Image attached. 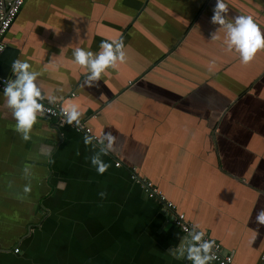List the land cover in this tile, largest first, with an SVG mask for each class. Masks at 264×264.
I'll return each instance as SVG.
<instances>
[{"label": "crops", "instance_id": "crops-1", "mask_svg": "<svg viewBox=\"0 0 264 264\" xmlns=\"http://www.w3.org/2000/svg\"><path fill=\"white\" fill-rule=\"evenodd\" d=\"M223 2L229 18L250 15L264 34V0ZM214 6L26 0L5 46L40 73L45 100L77 104L93 135L116 139L98 174L96 141L86 145L85 134L42 114L23 140L0 92V264H191L174 259L184 235L132 168L233 264H264V226L255 220L264 208V49L241 63L210 22ZM116 38L124 63L83 86L74 49L96 52Z\"/></svg>", "mask_w": 264, "mask_h": 264}, {"label": "clouds", "instance_id": "clouds-1", "mask_svg": "<svg viewBox=\"0 0 264 264\" xmlns=\"http://www.w3.org/2000/svg\"><path fill=\"white\" fill-rule=\"evenodd\" d=\"M2 2V0H0ZM228 8L223 0H215L210 22L220 26L219 30L224 32V44L229 51H235L239 55L241 63H248L253 59L254 53L259 49H264V34L250 15H234L231 18L227 15ZM212 39H217L213 35ZM123 40L116 38L102 40L99 50L93 52L82 47H76L72 53V63L82 67L86 73L83 86H97V81L101 80V74L106 73L109 68H115L117 62L124 63L126 57L123 51ZM13 73L3 87V96L6 97L7 106L11 109V116L15 121V128L22 133V139L28 140L29 132L37 121L38 114H42L46 105L40 101L44 100L41 88L36 83L40 73L32 69V65L27 60L14 59L11 64ZM48 104L60 102V113L68 124H79L82 115L77 104L65 102L62 97L49 94ZM93 139L100 145L99 154L91 157V164L95 166L98 174H103L107 168L100 157L112 150L116 137L111 133H102L99 137L85 136L84 143L89 145ZM107 141V143H105ZM61 186L63 184L61 183ZM27 190V188H26ZM260 191L257 192L259 196ZM102 195V193H101ZM255 220L258 225L264 226V208L257 211ZM186 235L178 237L175 245L177 251L174 259L188 260L191 264H213L216 260L215 241L205 239L204 231L184 227ZM172 254V246L169 248Z\"/></svg>", "mask_w": 264, "mask_h": 264}, {"label": "built area", "instance_id": "built-area-1", "mask_svg": "<svg viewBox=\"0 0 264 264\" xmlns=\"http://www.w3.org/2000/svg\"><path fill=\"white\" fill-rule=\"evenodd\" d=\"M26 0H2L0 2V55L5 47L3 38L7 31L10 29L12 23L18 16L23 4ZM11 78L9 77H1L0 76V92L3 93L4 84H6ZM72 96V95H71ZM41 103L46 105V109H51V111L45 110L42 115L49 119L55 120L58 124H65V120L63 115L60 113V102L54 104H48L47 100L40 101ZM86 120L80 119L79 124H70L71 127L76 132L83 133L87 136L97 137L91 133L90 128L86 125ZM96 141L95 139H93ZM97 142V141H96ZM120 163L116 162L115 166H119ZM131 179L136 182V184L140 187L144 195L153 201H156L162 204L166 210L167 215L169 216L171 224L177 228L183 235H186L184 231V227L192 228L195 230H200L192 221H190L186 215L182 212H179L176 209V206L169 201L164 193L156 187L150 180L140 177L135 171V168L131 170ZM201 231V230H200ZM205 239H212L207 234L205 235ZM214 240V239H212ZM215 241V252H216V260L215 264H233L232 255L229 253H225L222 250L220 243ZM17 251V250H15Z\"/></svg>", "mask_w": 264, "mask_h": 264}, {"label": "water", "instance_id": "water-1", "mask_svg": "<svg viewBox=\"0 0 264 264\" xmlns=\"http://www.w3.org/2000/svg\"><path fill=\"white\" fill-rule=\"evenodd\" d=\"M17 52H18L17 49L13 47H10V46L4 47L0 55V76L1 77L10 76L11 64H12V61L16 58Z\"/></svg>", "mask_w": 264, "mask_h": 264}]
</instances>
